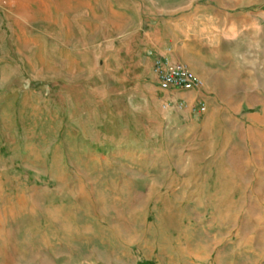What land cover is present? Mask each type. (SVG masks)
Listing matches in <instances>:
<instances>
[{"label":"rangeland","instance_id":"374dc122","mask_svg":"<svg viewBox=\"0 0 264 264\" xmlns=\"http://www.w3.org/2000/svg\"><path fill=\"white\" fill-rule=\"evenodd\" d=\"M0 264H264V0H0Z\"/></svg>","mask_w":264,"mask_h":264},{"label":"built area","instance_id":"2783aa9c","mask_svg":"<svg viewBox=\"0 0 264 264\" xmlns=\"http://www.w3.org/2000/svg\"><path fill=\"white\" fill-rule=\"evenodd\" d=\"M153 76L161 91H203L205 84L203 79L194 73L187 65L160 58L153 64ZM186 108L184 102L177 104V109ZM193 112H206V104L200 101Z\"/></svg>","mask_w":264,"mask_h":264},{"label":"crops","instance_id":"0c3cea01","mask_svg":"<svg viewBox=\"0 0 264 264\" xmlns=\"http://www.w3.org/2000/svg\"><path fill=\"white\" fill-rule=\"evenodd\" d=\"M107 41H108L107 38H105L104 42L107 43ZM182 46H185V45H182ZM158 51H159V54L162 56V58L169 59L171 61H173V59L174 60H178L181 57L176 52L177 51V47H173V49L170 50V51H167V50L163 51L162 48L160 50H158ZM182 62L185 63L187 66H189L190 69L194 73H196L198 76H200L203 79V81H205V82L209 81V79L211 77V74L213 73V69L209 65H207L204 62L189 63L188 61H185V60L184 61L182 60ZM162 92H164V93L168 92L174 98H176V97H184V98L192 100V101L195 100L198 96L200 97V95H199L200 92H197V91H187L186 92V91H182V90H172V91H162ZM200 99H201L200 101H204L202 97ZM196 113L201 114L200 112H196Z\"/></svg>","mask_w":264,"mask_h":264}]
</instances>
